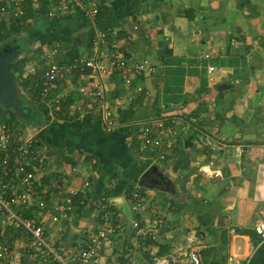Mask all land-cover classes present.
Returning <instances> with one entry per match:
<instances>
[{
  "label": "crops",
  "instance_id": "0c3cea01",
  "mask_svg": "<svg viewBox=\"0 0 264 264\" xmlns=\"http://www.w3.org/2000/svg\"><path fill=\"white\" fill-rule=\"evenodd\" d=\"M47 1L41 4H48ZM103 1L112 8L116 6L120 19L114 23L90 20L91 25L86 26L81 25L82 19L73 16L65 20L68 26L61 28V32L70 35L63 42H77L78 51L90 53L98 46L93 44L94 37L102 31L108 37L112 36V45L130 58H149L147 54L154 51L151 56L153 60L149 58L154 63L151 73L133 78L135 85L142 86L145 96L135 104L134 117L137 125H140L139 131L141 126L153 121L150 133L160 138L161 144L153 152L142 146L147 153H140L142 159H134L130 170H125L114 160L117 154L114 153L112 137L103 136L104 140L98 142L97 135L90 134L81 138L82 147L62 146L76 162L73 165L61 158L63 171L55 174L60 178L59 182L61 180V197L70 184L80 183L84 178L91 182V194L82 201L90 200L59 225L60 243L64 250L69 251L67 245L75 240L78 241L75 248H78L86 240L88 231L96 228L97 224L92 221L95 213L93 216L89 214V211L93 212L91 201L109 190L111 193L106 192L107 196H112L116 201V193L121 189L123 194H127L128 191L123 190L133 184L136 173L144 170L147 159L151 161L146 166L152 163L155 167L154 175L158 178L155 185L167 189L166 193L179 185L183 186V179L180 178L186 175L184 172L189 167L195 168V181L200 180L198 185L207 191L212 202L216 200L218 204H223V211L234 202H237L235 206L239 209L246 206L253 214L264 209V0H140L139 9L126 5L125 0ZM91 4L97 7L94 1ZM77 6L82 8L79 4H73L68 12H73ZM70 27L74 28L72 32L69 31ZM209 65H213L212 70H208ZM132 88L123 90L127 95H135ZM118 92L117 88L114 94L118 95ZM172 103L178 105L163 110L164 106ZM194 118L198 120L193 121ZM104 129L102 132L108 135ZM205 138H210V142L217 140L220 145L213 151L207 143L204 144ZM127 139L129 136H126ZM187 139L191 141L182 147V142L185 143ZM250 142L257 144L260 153L249 160L244 155L248 153ZM150 152L153 154L150 155ZM85 154H100L99 165L93 168L89 161L84 160ZM185 162L187 167L181 169ZM141 167L144 168L141 170ZM196 168H208L215 172H202L206 175L204 177L196 172ZM70 169H74L73 173L69 172ZM113 172H117L116 175L109 177ZM190 174L192 178L193 173ZM8 184L15 190L20 189L17 178ZM150 191L156 196L155 201L161 204H189L187 202L191 198L161 192L158 200L155 190ZM57 193L54 192L56 198ZM120 197L123 199L119 196V200ZM54 201L55 198L50 204ZM173 214L181 218L175 211L170 214L171 219ZM231 218H225L233 224L231 226L240 224L238 220L232 222ZM237 218L240 219L238 214ZM223 227L227 233L230 231V226ZM0 233L4 234V228H0ZM105 245L99 249L93 264H118L115 256L110 255V251L114 250L112 243L109 248ZM227 247L228 255L237 260L232 264H244L252 251L249 235L236 231L229 234ZM164 250L153 258L174 255L175 251L182 253L185 249L174 248L165 253Z\"/></svg>",
  "mask_w": 264,
  "mask_h": 264
},
{
  "label": "rangeland",
  "instance_id": "374dc122",
  "mask_svg": "<svg viewBox=\"0 0 264 264\" xmlns=\"http://www.w3.org/2000/svg\"><path fill=\"white\" fill-rule=\"evenodd\" d=\"M67 3L70 0H65ZM84 1L88 6L91 5V2L97 3L99 0H81ZM48 4H45L44 7L47 10V15H49V7L54 4V0H48ZM71 2V1H70ZM41 0H36L35 4L33 5L34 7H40ZM43 3V1H42ZM161 3V2H160ZM96 6V5H95ZM44 7L42 9L46 10ZM140 12V11H139ZM149 12V11H148ZM147 12V13H148ZM139 14V13H138ZM45 17V16H44ZM90 18V17H89ZM94 18V17H92ZM150 18H153L152 16ZM39 21H35L34 19L32 20V24L34 26H38L42 23L43 18L38 17L37 18ZM42 19V20H40ZM32 25V26H33ZM25 31L22 33L24 34ZM103 39L100 43L97 45L96 51L99 53V56L102 57L103 60H106L105 58H123L124 59V66L127 64L128 66L135 62L138 61L143 64V70L135 71L132 67L131 72H130V77L131 80L129 79V82L127 83L124 81V76H121L120 72L115 70L112 71L111 73L109 71H101V72H90V69H88V72H86L83 69V72L80 73L79 75V80H78V92L74 88V83L71 80V77L73 75L72 69L74 68L73 65L74 63H77V68H79L78 65V59L83 56L87 55V52H81L78 57H75L70 64H63V66L66 65H71V70L70 72L63 73L62 76L59 78L60 81L58 84L55 86L56 89L52 93V97L50 99H47L49 103H46V110L48 109L47 115L49 118H51V121L54 117L53 115V109H58V103H55L63 92H70L73 93V95L77 96L75 97L74 102H72L71 107L69 108L70 113H76L78 115V118L81 117L85 112L90 110L93 106V104L96 102V100H108L109 103V113L104 116V112L102 110H99L101 108L100 106L96 105L95 110L100 111V118H101V123L103 126H105L106 130H113L119 125L125 124V123H131L133 128H139L140 125L138 124V121L136 120V116L134 117V114L130 116L129 118H123L120 117V110H123L124 108L129 107L128 103L130 100H135V96L139 94V92L142 91V86L140 84L135 85V82L133 81L134 77H138L139 75H145V74H150L151 71L153 70L154 63L149 59H152V53H146L149 58H130L126 56L120 48H118L116 45H112V42L110 41L111 37L107 36V33L102 34ZM113 40V39H112ZM110 41V42H109ZM40 38H35L34 41L29 43V45L25 46L22 50H19V56H30V60L26 65V69L29 70H34L35 68H41L43 66L42 60L40 58H44V64L45 66L48 65V62H57L56 61V56H61V53L64 52L65 48L69 45L70 42H61V41H53L51 43H41ZM109 43V44H108ZM109 45V47H108ZM41 47V49H40ZM95 48V47H94ZM40 50V54H38V51ZM94 52V50H93ZM92 52V53H93ZM37 56H36V55ZM151 54V55H150ZM98 56V57H99ZM107 58V59H108ZM145 60V62H144ZM153 60V59H152ZM58 63V62H57ZM212 66L213 65H209ZM208 66V69H209ZM73 67V68H72ZM122 69V71L126 70ZM112 79L111 83L110 80ZM53 80V78L51 79ZM53 81H49L48 86H53L54 84L52 83ZM96 84V85H95ZM112 84V85H111ZM84 87V91L80 89L81 86ZM80 86V87H79ZM112 86V87H111ZM133 86V91L136 93L135 95H127L124 92V88H130ZM124 87V88H123ZM54 88V87H52ZM119 90L118 95L114 94L115 89ZM49 90V89H46ZM97 91V95L95 92ZM117 91V90H116ZM21 92L25 93V91L21 90ZM131 94V92H130ZM144 96V95H142ZM106 97V98H105ZM137 97V96H136ZM145 97V96H144ZM28 98V97H27ZM30 100V99H29ZM106 100V101H107ZM118 100V102H117ZM54 102V105L52 104ZM117 102V103H116ZM197 118H194L193 121H197ZM152 122L151 125L150 123H147L148 125H143L142 127H147L148 129L152 130ZM9 124V123H8ZM49 124L40 122V123H27L25 126L20 128H14L12 124H9V130L10 131V142H15L16 140H22V143L28 142L29 139L31 141L33 140V144L36 143V137L37 134L42 132L43 130L45 131L47 129V126ZM195 124L194 126H196ZM150 126V127H149ZM6 127V126H5ZM7 128V127H6ZM14 128V129H13ZM197 128V127H195ZM21 130L20 132H17L18 130ZM61 131L59 130L56 131L54 129L50 134L46 135L43 137L44 139V144L43 146L40 147V150L37 152L33 153L35 156L32 161L33 166H35L36 170V178L33 179L32 183V189L34 191H37L44 187L45 184H43L41 177L44 176H50L49 180L52 181L54 179H60L57 178L55 174H58V172H62L63 170L61 167V142L59 141L58 147H55L56 150H53L51 148V145L49 146V143H45L46 140L49 139V141H56L57 136H60ZM53 135V137L51 136ZM143 135L142 131H138V136ZM153 135V134H152ZM12 136L16 138H12ZM130 138V137H129ZM210 138H205L204 139V144L207 143L213 151H215L218 148V142L211 141ZM58 141V140H57ZM188 141H191L190 139L185 140V143L182 142L181 146L185 147L188 144ZM198 141L201 142V140L198 138ZM203 144V145H204ZM53 145V144H52ZM205 145V146H207ZM141 146H142V140H141ZM225 147V146H223ZM48 148L52 150L51 153H49ZM63 149L67 150L66 148L62 147ZM144 149V148H143ZM145 149H151L150 147H147ZM259 148L257 147V144L254 143H249L248 144V153L245 154L244 156H247V158L250 160L251 158L258 157L260 151L258 150ZM152 150V149H151ZM48 151V153H47ZM68 151V150H67ZM51 154V156L49 155ZM48 155V157H46ZM146 157V155H143ZM27 152H26V156ZM137 158V159H136ZM138 158H141V155L137 154L135 156V160H138ZM224 161H226L225 156H223ZM247 158L245 160H247ZM22 160V156L19 158ZM142 159V158H141ZM144 159V157H143ZM134 160V161H135ZM87 164L89 162H86ZM147 163V162H146ZM138 165V164H137ZM151 164H146L144 167H141V170L144 168L147 169ZM87 166H90L89 164ZM84 168V167H83ZM134 169V167H133ZM186 169V168H185ZM195 169V168H194ZM193 168L190 169L188 167V170H185L184 176H182L183 186H178L176 188H172L171 190H168L169 193H166L167 189H160L157 188L155 184H146V183H140L138 181V178L140 174L144 171H142L140 174H135V181H133V184H131L133 189H142V194L140 195V199L132 198L130 191L127 194H123L121 191L119 193H116L117 196H122L123 199L117 197V201L112 198V196H108L110 201L107 199L106 202L102 203V200L99 198L98 204H97V199L92 200V205H93V212L87 210L86 213L89 211V214H91L92 221L96 224H98L102 219H106L110 223H115V230L118 228V230L114 231L112 233V236L109 235L110 239L105 238V240H108L107 242H104L101 244L99 249L104 246L106 248H109L112 243V248L114 250L110 251V255H114V259H116L118 264H126L128 260L134 258L136 264H154L155 259L153 256L157 255L159 247L162 245H165V250L164 253L167 251H170L172 249H179L183 251L186 248H190L194 245L202 246V248H209L210 246L215 245L216 249L214 252L216 253L215 258H220L222 256L223 259H225V263L227 262L228 259V247L227 244L223 245L222 242H220V232L224 228L223 226H230V231L227 233L226 229V239L229 238V234L231 231H236V232H245L244 229H249L254 231L253 224L256 219L261 217L264 214V209L258 212L256 211L257 215H254L253 213H250L247 207L245 208H238L235 206L237 202H234V204H228L231 206L228 208L226 211H223V204H218L216 200L212 202L210 195L207 193L206 190H203L202 187L198 185L200 182L199 179L195 181L196 178V173ZM200 175L204 176V173L208 174H214V170L210 171L208 168L205 169H198L196 168ZM74 170V169H72ZM71 169L69 172L73 173ZM135 172V171H134ZM192 178H191V174ZM204 172V173H202ZM70 173V174H71ZM90 174V172H88ZM100 173H104L100 172ZM111 175H109L110 177ZM178 176V175H177ZM89 177V176H87ZM206 177V175L204 176ZM116 180L115 178H113ZM48 181V183L50 182ZM108 181H112L108 180ZM137 182V183H136ZM47 184V182H45ZM60 185H61V180H60ZM21 186V185H20ZM130 186V185H129ZM141 188V189H140ZM91 189V188H90ZM106 190V189H104ZM150 190H155L156 194L158 195V200L160 197V194H171V195H183L184 197H191L189 198V201L187 203L189 204H184L182 202H176L173 205H168L166 203H160L157 200L156 196L154 193ZM47 191L51 192L49 193V196L46 197V203L50 204L51 201L61 200V187L58 194V198H56V194L54 192L56 190H53L51 187L47 188ZM125 192V189L123 190ZM106 197V196H105ZM107 198V197H106ZM162 198V195H161ZM192 199V200H191ZM90 200V199H89ZM87 200L86 203L89 201ZM139 200V201H138ZM169 199H166L168 201ZM263 200V199H262ZM81 203H78L74 205V212L80 211L82 208L79 209ZM189 205V206H188ZM186 206V207H185ZM165 207H168L167 209ZM185 207V208H184ZM188 207V208H187ZM169 208L171 210H169ZM187 209L189 212H187ZM171 211V212H170ZM178 212L179 217H175L173 214L171 219V213L172 212ZM182 211V212H181ZM34 213L38 215H42L41 220L43 221L44 227L46 229V235L48 236L50 242L53 245H58L61 248V226L59 228V225L61 224V218L57 220V222H51L50 219L46 217L47 211L43 208H38L37 210H34ZM237 214L240 216V219L237 218ZM230 219V216L232 217V222L234 221H240L238 225L231 226L233 224L230 223L227 219ZM250 216V219L248 217ZM256 217L255 219H253ZM178 219V220H177ZM72 221V219H70ZM134 221H137L138 225H133ZM237 221V222H238ZM93 223V224H94ZM0 228H4V234L0 233V237L4 238L7 243L9 244V253L6 258L7 264H35L36 259L38 258V255H35L33 246L31 244V238L30 236L21 228L13 227L7 219H5L4 215L0 211ZM140 225V226H139ZM55 226V227H54ZM91 226V225H90ZM139 228H141V231H136ZM249 226V227H247ZM70 232L73 230L70 228ZM139 232V233H137ZM246 234V233H245ZM67 236H72V235H67ZM256 234L255 232L252 233L251 236H249L250 243H251V249L255 248L254 244V238ZM78 239V238H77ZM205 239V241H204ZM259 242H261L259 240ZM76 244V245H75ZM78 241L75 240L72 244H68L67 246L69 247V250L76 251L78 248H75L77 246ZM66 246V247H67ZM98 249V252H99ZM251 251V253H252ZM131 253L127 255V253ZM160 254V253H159ZM251 255V254H250ZM174 256L176 259L179 260L180 264H187V259L186 256L183 255L182 253H179L177 251L174 252ZM121 258L125 259V262L121 263ZM249 258V257H248ZM8 259V261H7ZM111 259V258H110ZM232 261H235L233 259ZM248 261V259H247ZM247 261L244 262V264L247 263ZM94 263V262H93ZM56 264V263H53Z\"/></svg>",
  "mask_w": 264,
  "mask_h": 264
},
{
  "label": "built area",
  "instance_id": "2783aa9c",
  "mask_svg": "<svg viewBox=\"0 0 264 264\" xmlns=\"http://www.w3.org/2000/svg\"><path fill=\"white\" fill-rule=\"evenodd\" d=\"M25 0H0V20H10L12 17H18L22 14L24 8L23 3ZM32 4H35L36 0H31ZM71 1V2H70ZM68 3L65 0H54V4L49 8V15H61V13H66L70 10L73 4H79L82 8L85 9L86 13L93 21V16L97 11V7L94 4L89 6L85 5V2L81 0H70ZM102 34L104 32L100 31L96 34L93 39V44L97 46L103 39ZM95 47V46H94ZM99 47V46H97ZM90 52L87 55H83L78 59V65L80 69L88 68L90 72H101V71H119L121 76H124V81L129 82L130 72L133 67L135 71H141L143 64L135 61L129 66L126 64L124 66L123 58H108L103 60L99 56V53L96 51ZM99 56V57H98ZM108 58V59H107ZM145 62V60H144ZM77 66V63H74L73 67ZM72 67V68H73ZM154 67V66H152ZM126 70L122 71V69ZM71 65L63 66L62 63L57 62H48L44 69L45 76V87L43 88V95L45 96L48 92L46 89L55 87L60 81V77L63 73L70 72ZM208 70H212V66H209ZM53 78V80H51ZM49 81H53V86H48ZM96 85V84H95ZM81 86V85H80ZM79 86V87H80ZM84 91V87H80ZM97 95V91L95 92ZM106 98V97H105ZM50 99V98H48ZM57 99H59L57 97ZM107 100V98H106ZM105 99L102 101L99 99L96 100V105L100 106L99 110L104 116L109 113V103ZM47 104L49 101L46 99ZM58 100L55 102L57 103ZM7 128H6V127ZM9 125L0 122V211L4 215L5 219L13 226L23 229L31 238V244L34 249L35 255H38L35 264H93L98 255V249L104 242L105 238L109 239V235L115 231V223H110L106 219H102L96 226V228H91V231H88L86 240L79 246L76 251L64 250L58 245H53L48 236L46 235V229L44 227L43 221L34 213V210L38 208H43L47 211V217L51 222H57L61 218V222L67 218H70L73 213L75 195H81L85 197L88 192L91 191V182L88 178H84L80 183H72L64 192V195L61 197L60 201L55 200L51 204L46 203V197L49 196L48 187H51L53 190L59 192L60 182L58 179H54L48 183V181H42L44 187L34 191L32 189L33 179L36 178L35 166H33L30 160H35L33 153L40 150L38 144H33V140H28V142L22 143V140H16L15 142H10V131ZM105 127V126H104ZM140 131L143 132V135H139L142 140L143 147H150L152 150H155L157 146L161 144V139L152 135L150 129L147 127H142ZM12 138H16L12 136ZM16 152L13 157V164H10L11 154ZM27 152V156H26ZM22 156V160L19 159ZM48 157V155H46ZM31 164V167L28 165ZM14 178H17L20 183V189L15 190L10 187L8 184L9 181H12ZM47 182V184L45 183ZM55 191V192H56ZM107 198H106V197ZM132 198L140 199V194L137 189L131 191ZM99 198L102 200V203L106 202L107 199L110 201L107 195H100L97 198V204ZM139 201V200H138ZM82 199L80 200V203ZM28 213H25L27 212ZM133 225H138L137 221H134ZM60 227V226H59ZM139 228V226H138ZM254 231L260 241L264 240V214L259 217L253 224ZM141 229V228H140ZM200 246L194 245L185 249L182 254L186 256L187 264H203L200 256ZM9 244L7 241L0 237V264H6V258L9 253ZM235 259L232 256H228L226 264H232V260ZM235 261H237L235 259ZM126 264H136L135 259L132 258L127 261ZM154 264H180L179 260L172 254L157 257L154 261Z\"/></svg>",
  "mask_w": 264,
  "mask_h": 264
},
{
  "label": "trees",
  "instance_id": "16d2710c",
  "mask_svg": "<svg viewBox=\"0 0 264 264\" xmlns=\"http://www.w3.org/2000/svg\"><path fill=\"white\" fill-rule=\"evenodd\" d=\"M42 1V0H41ZM45 1V0H43ZM48 2V1H47ZM42 3V2H41ZM40 3V7H34L32 5L31 0H25L23 3V12L18 17H12L10 20H0V44L7 43L11 45H16L19 50H22L25 46L29 45L32 41L35 40V38H40L41 43H51L53 41H64L67 38L70 37L69 34H66V32L62 31L61 28L68 26L65 24V20L72 18L73 16L79 17V19H82L81 25H91L90 18L88 14L86 13L85 9L76 7V9L73 12L64 13L61 15H47V10L42 9L44 6ZM126 5H132L136 9L140 8V0H134L131 2V0H125ZM50 8V7H49ZM41 9V10H40ZM45 16V17H44ZM120 13L117 12L116 6L112 8V6H109L106 4L103 0H99L97 2V11L94 14L93 21L95 23H114V21H117L120 19ZM38 17H42L44 22L40 26H34L32 24L33 19H37ZM63 22V23H61ZM33 25V26H32ZM72 32L74 28L70 27ZM25 31L24 34H22ZM41 49V47H40ZM38 54H40V50H37ZM82 52V51H81ZM80 51H78V43L77 42H70V46L68 45L64 52L61 53V56H56V61L58 63L62 64H70L74 60L75 57H78L79 54H81ZM37 54V55H38ZM36 55V54H35ZM36 55V56H37ZM30 56L24 55L21 57L16 58L13 60L9 68L12 70L16 77L19 80L21 90L25 91L19 92L18 97L20 98L21 103L24 105V110L27 115L26 118L20 117L16 114H14L12 111L7 110L0 106V122L5 124H12L14 128H20L22 129L23 126L27 123H48L47 129L37 134L36 144L39 146H43L44 139L43 137L50 134L54 129L59 132L61 131L60 136L58 135L56 138V141H49L46 140L45 143H49V146L51 145V149L56 150L55 147H58L59 141L61 142V147L65 146L66 148H75V147H82L81 145V138L86 135L95 134L97 135V141L100 142L104 140L103 136L106 137H112L114 141V153L117 155L114 157V160L119 163L125 170H130L133 166V161L135 159V156L140 153H147L144 149H142L141 146V138L138 136L139 128H133L131 123H125L122 125L117 126L113 130H105L104 127H102L101 123V116L100 111L95 110L94 107H96V102L93 104L92 108L85 112L81 117L78 118V115L74 113H70L69 108L71 107L72 102H74L75 97L77 96L73 95L70 90L68 92H63L58 97V109H53V119L51 121V118L47 115L48 109L46 110V99L52 97V93L55 91L56 87L50 88L47 92V94L43 95V88L45 87V76H44V58H40L42 60L43 66L41 68H35L34 70L26 69V65L30 60ZM86 72H88V68L83 69ZM82 69L74 67L72 69V77L71 80L74 83V88L78 92H80L78 88V80L79 75L81 72H83ZM116 95V94H115ZM143 92H139L135 96V100H132L129 107L124 108L123 110H120V117L123 118H129L134 114L135 111V104L139 103L143 98ZM28 97V98H27ZM30 99V100H29ZM54 105V102L52 103ZM8 124V125H9ZM13 128V129H14ZM18 130L17 132H20L21 130ZM104 129L105 132L108 133L104 134L102 130ZM53 137V135H51ZM126 136H129L130 138L126 140ZM54 138V137H53ZM58 140V141H57ZM35 144V143H34ZM53 144V145H52ZM48 148L49 153L52 152V150ZM47 151V153H48ZM152 151V150H151ZM66 150L61 148V158H63L65 161H68L71 164H75V160L71 158V156L65 153ZM153 152V151H152ZM150 152L149 154L152 155L153 153ZM16 152L11 154L10 158V164H13V157L15 156ZM51 156V154H49ZM100 154H85L84 160L89 161L93 168H96L99 165L100 162ZM183 158H180L181 160ZM185 159V156H184ZM183 159V160H184ZM31 162L34 160H30ZM147 163H150V159L146 160ZM146 164V163H145ZM28 167H31V164L28 165ZM176 167V166H175ZM174 167V168H175ZM187 167L186 162L181 166V169ZM117 172L110 173L112 175H116ZM50 177L44 178V181H48ZM132 184V183H131ZM130 184V186H127L125 188L126 191L133 190V187ZM141 189V188H140ZM113 191V190H112ZM110 192L111 191H106ZM106 192L103 193V195H107ZM138 192L140 195L142 194V189ZM129 193V192H127ZM91 191L88 192V196H90ZM95 196V194H94ZM99 196V195H98ZM81 199H87V195L85 197L81 195H75L74 201L76 204L80 203ZM96 200V199H95ZM83 203L86 205L85 202H81V206ZM88 205V204H87ZM25 213H28L25 212ZM140 226V225H139ZM118 230V228L116 229ZM115 230V231H116ZM245 232L249 236L252 235L253 231L249 229H244ZM256 234V233H255ZM226 235V229H222L220 232V242L227 244V239L225 237ZM256 238H254V246L251 255L248 258V261L246 264H264V240L259 242V238L256 235ZM165 245H162L159 247L158 254L165 249ZM216 249V246H210L209 248H200V256L203 264H224L225 259L222 258H215L216 253L214 250ZM125 262L124 258H121V263Z\"/></svg>",
  "mask_w": 264,
  "mask_h": 264
},
{
  "label": "water",
  "instance_id": "95a60500",
  "mask_svg": "<svg viewBox=\"0 0 264 264\" xmlns=\"http://www.w3.org/2000/svg\"><path fill=\"white\" fill-rule=\"evenodd\" d=\"M19 49L16 45L0 44V106L12 111L14 114L26 118L24 105L21 103L18 93L21 91L20 83L15 73L10 70V63L18 58ZM177 103L168 104L163 110H170ZM155 167L150 165L139 176L140 183L157 184L158 178L154 175Z\"/></svg>",
  "mask_w": 264,
  "mask_h": 264
}]
</instances>
